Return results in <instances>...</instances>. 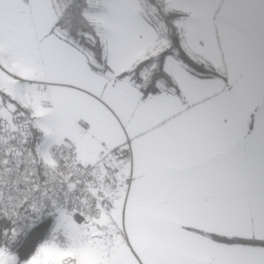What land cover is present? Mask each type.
I'll return each mask as SVG.
<instances>
[{
  "label": "snow or ice",
  "instance_id": "6c2138e0",
  "mask_svg": "<svg viewBox=\"0 0 264 264\" xmlns=\"http://www.w3.org/2000/svg\"><path fill=\"white\" fill-rule=\"evenodd\" d=\"M0 264H264V0H0Z\"/></svg>",
  "mask_w": 264,
  "mask_h": 264
}]
</instances>
